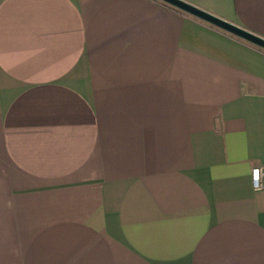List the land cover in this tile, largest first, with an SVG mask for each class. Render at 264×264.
Masks as SVG:
<instances>
[{
	"label": "crops",
	"instance_id": "0c3cea01",
	"mask_svg": "<svg viewBox=\"0 0 264 264\" xmlns=\"http://www.w3.org/2000/svg\"><path fill=\"white\" fill-rule=\"evenodd\" d=\"M183 1L264 39V0ZM0 264H264V49L160 0H0Z\"/></svg>",
	"mask_w": 264,
	"mask_h": 264
},
{
	"label": "water",
	"instance_id": "95a60500",
	"mask_svg": "<svg viewBox=\"0 0 264 264\" xmlns=\"http://www.w3.org/2000/svg\"><path fill=\"white\" fill-rule=\"evenodd\" d=\"M166 4H169L183 12H186L190 15H193L201 20L206 21L207 23L218 27L224 31H227L239 38H242L258 47H261L264 49V39L249 32L245 29L238 27L232 23H229L223 19H220L206 11H203L191 4H189L186 1L183 0H160Z\"/></svg>",
	"mask_w": 264,
	"mask_h": 264
},
{
	"label": "built area",
	"instance_id": "2783aa9c",
	"mask_svg": "<svg viewBox=\"0 0 264 264\" xmlns=\"http://www.w3.org/2000/svg\"><path fill=\"white\" fill-rule=\"evenodd\" d=\"M260 169L258 167L251 168L250 170V183L253 189H258L260 184Z\"/></svg>",
	"mask_w": 264,
	"mask_h": 264
}]
</instances>
